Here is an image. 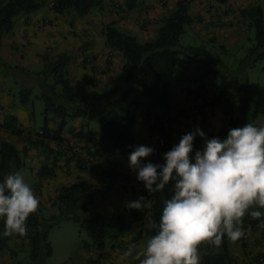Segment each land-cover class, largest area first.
<instances>
[{"label":"trees","instance_id":"1","mask_svg":"<svg viewBox=\"0 0 264 264\" xmlns=\"http://www.w3.org/2000/svg\"><path fill=\"white\" fill-rule=\"evenodd\" d=\"M212 1L222 5L229 2V0H208V3ZM142 2L143 0H123L124 7L120 8L128 13L133 12L140 7ZM46 4L45 0H0V46L3 37L14 30L20 16L36 13ZM102 7L103 0H53L51 9L56 14L63 16L70 14L75 19H81L95 10H101ZM189 9L186 1H179L174 11L161 20L156 37L148 41H140L136 36L122 31L115 25V22L104 26L102 34L105 37L107 48L120 53L125 60L123 79L128 85L124 88L117 87L109 93L96 97L97 101L104 103L105 109L108 107L106 104L110 105L108 110L99 111L90 108V97L73 86L68 77L67 68L71 62L69 55L60 54L56 58H47L44 70L35 74L43 79L42 84L45 91L40 99L46 104L45 125L42 132L37 135L61 144L64 141L62 133L70 120L84 118L93 121L98 117L100 131L84 132L88 140L86 146L88 156L93 161L107 159L112 154L129 156L136 146L141 145L134 128L135 111L143 107L144 124L148 137L159 135L158 150L163 155L177 145L174 143L177 130L183 120L190 118L185 109L176 112L177 109L173 107L170 97L172 83H195L204 87L207 80L212 81V95L209 100L204 99L199 114L207 122L209 114L204 110L215 109L218 106L225 108V114L229 116V120L227 125L217 133L221 139L227 138L229 128L243 127L248 123V116L252 109L253 121L258 116L264 115V85L231 77L222 68V60L211 49L205 46H185L181 43L186 27L195 21L190 16ZM239 14L255 33L253 39L249 38L253 45L241 62V66L242 68L255 67L259 61L264 59V10L261 5H256L239 11ZM181 56L184 57L187 66L179 71ZM187 92L193 95L195 90L187 89ZM232 93L236 94L238 102V112L235 118L230 102ZM29 96L30 91H23V101ZM50 117L61 120L58 129H49ZM32 144L37 146L36 142ZM194 150H203V144L197 137L194 141ZM27 152L28 149L24 148L22 153L26 155ZM22 153L12 143L4 142L0 145V182H3L4 177L9 173L21 170L24 166ZM149 160L153 162L151 157ZM55 166L56 161H53L52 167L47 164L43 165L39 170V175H51ZM79 166H82L81 162ZM124 172L121 163H110L100 172V178L103 182L110 183L107 186V189H110L111 183L118 181ZM129 172L134 173L131 169ZM135 179L144 191L145 201L151 202V207H142L143 212L150 215L151 224L153 222L158 224L162 212V201L173 194L172 184L166 186L163 192L148 193L143 183L137 180V176ZM88 188L89 185L86 182L64 187L58 199L64 203L77 204L84 196L88 197L89 203H85L82 208L85 214L80 216L70 213L67 218L79 224L81 230L85 231L92 240L93 248L102 253L107 248L108 239L118 240L130 235L132 224L122 214L90 211L89 204H94V199L90 193L86 195ZM257 210L262 211V209ZM59 222L60 219L57 216L48 219L44 217V207L41 202L38 212L28 219L26 234H28L31 258L34 261L41 259L44 254L51 255L48 234ZM244 223L250 226L252 232H259L264 241V229L258 227L259 220L246 215ZM0 232H3V220H0ZM154 234L155 229L151 225L145 229L144 233L140 232L132 241L125 243L124 250L135 245L132 249V256L128 259L135 257V248L144 236L149 239ZM10 239L11 237L0 236V250L8 247ZM235 244L228 242L226 238L219 248L206 242L207 252L198 254V264H236L230 255V249ZM86 247H89L88 244Z\"/></svg>","mask_w":264,"mask_h":264},{"label":"crops","instance_id":"2","mask_svg":"<svg viewBox=\"0 0 264 264\" xmlns=\"http://www.w3.org/2000/svg\"><path fill=\"white\" fill-rule=\"evenodd\" d=\"M117 1L120 2L121 7H124L123 0ZM179 1L182 0H167V4L163 8L159 6L161 0H143L137 10L128 13L125 10L115 12L112 0H103L101 10H95L85 18L76 19L73 25L66 23L63 15L54 13L51 9L52 2L48 1L46 6L38 12L20 16L14 30L3 37L0 46V68L2 70L0 71V82L2 88L5 87L4 83L9 75L25 83L31 82L33 77L35 82L31 83L40 90V95L35 98L40 99L45 89L42 84L43 79L35 74L44 70L47 58H56L60 54H67L71 57V62L67 68L68 77L79 92L83 91L90 98L102 96L117 87H127L128 85L123 79L125 60L120 53L107 48L105 37L102 34L104 26L110 22H115L119 29L136 36L140 41L152 40L157 35L161 20L174 11ZM184 1L190 7V16L194 19L198 17L199 20L198 22L195 20L189 29L197 35L204 34L205 37L208 34L211 37L215 34L219 43L233 46L236 41L248 39L244 29L245 21H243L239 11L256 5H261L264 10V0H229L225 5L216 1L208 3V0ZM249 1L255 4L249 6L247 4ZM209 4L214 6L213 10L208 8ZM47 20L54 21L53 29L46 27L44 22ZM236 37L238 39L235 41ZM50 44H52V53L47 50ZM209 83L210 80H207L204 87L195 83H172L170 85V97L173 107L178 109L174 105L173 97L179 95L183 102L181 108L189 114L190 118L182 121V127L190 132L200 128L206 137L211 139L218 137L217 133L228 123L229 116L224 114L225 108L218 106L215 109H208L207 122L201 117L196 119L193 116V108H191L192 104L204 103V98L209 100L212 95V88ZM187 89L195 90L194 98L191 100H189L191 97L187 100L189 97ZM11 95V92L0 90V145L9 142L20 151L24 148L28 149L26 159L31 162L33 174L39 181L45 183L46 195L44 197H39V193L34 191L44 208H52L57 204L56 195L59 196L62 188L71 187L79 182H86L98 212L124 215L132 224V232L144 221L146 227L149 228L152 225L149 214L137 215L139 211L126 207L128 202L135 201L141 196L144 197V191L135 179L136 174L129 172L130 167L124 168L123 176L115 183H111L110 189H107L110 183L103 182L100 178V172L106 167L100 161H93L87 154L88 140L84 136L87 125L86 119L70 120L62 133L64 141L57 144L53 140L43 139L36 135L38 132H42L44 126L39 128L38 132L29 128L25 129L15 114L14 110H17L18 107L13 102ZM31 101L30 94L29 98L24 101L21 100V105H30ZM232 106L231 109L235 118L238 112V102H233ZM135 115L134 130L139 143L154 148V154L163 157L158 150L159 135L148 137L144 124L143 107L136 110ZM30 118L33 122L35 121L34 114ZM254 122L264 125V115L258 116ZM197 138L204 144L200 136ZM32 142H36L37 146H34ZM174 143L177 144L176 139H174ZM195 152L194 150L192 153L193 163L195 162ZM53 161H56L53 173L49 176H40V168L45 164L52 167ZM79 162H81V167ZM155 163L162 164L163 161L156 159ZM39 192L42 195V191L39 190ZM140 229L141 227H139ZM244 231L245 236L231 247L230 255L236 264H255L254 261H259L258 259L264 264V241L260 233L252 232L250 226L245 223ZM205 244L199 247L202 248L200 254L207 252ZM10 245H19V243L12 240L11 237L8 247ZM8 247L1 251H6ZM106 251H109L110 255L113 256L114 260L111 259V263L121 264L118 248L110 245L104 252ZM6 256L1 257L0 255V264L4 262ZM123 264L133 263L124 261Z\"/></svg>","mask_w":264,"mask_h":264},{"label":"clouds","instance_id":"3","mask_svg":"<svg viewBox=\"0 0 264 264\" xmlns=\"http://www.w3.org/2000/svg\"><path fill=\"white\" fill-rule=\"evenodd\" d=\"M200 136L203 150L195 152ZM155 149L136 146L128 156L129 167L148 193L163 192L169 184L173 194L162 201L155 234L137 253L139 264H198V249L206 242L219 248L235 244L244 236V218L259 220L264 229V125L250 120L243 127L229 128L226 139L207 138L196 128L163 154L164 163L149 160ZM148 161V162H144ZM40 201L21 171L0 182L2 237L23 236L27 221L38 212ZM130 209L151 207L143 196L126 204ZM130 246L119 260L132 256Z\"/></svg>","mask_w":264,"mask_h":264},{"label":"rangeland","instance_id":"4","mask_svg":"<svg viewBox=\"0 0 264 264\" xmlns=\"http://www.w3.org/2000/svg\"><path fill=\"white\" fill-rule=\"evenodd\" d=\"M46 2L53 0H45ZM113 3V10L115 9V12H121L122 9L121 4L117 0H112ZM167 4V0H161L159 6L165 8ZM249 6H252L255 3H252L249 1L247 3ZM208 8L210 10L214 9V6L212 4H209ZM66 23H70L73 25L74 21L76 20L72 15L67 14L63 16ZM237 19V18H234ZM195 20L198 22V17H195ZM238 23V22H236ZM47 28L53 29L55 26L54 21L47 20L44 22ZM244 29L246 31V34L248 36V39L246 41L241 40L236 41L238 38H235L236 44L228 45L226 43H219L218 37L214 34L212 37L208 34L207 37L202 35H197L193 30L189 29V26L186 27V34L183 35L181 39V43L185 46H205L208 49H211L213 53L218 56L222 62H223V69L234 78H238L240 80H248L251 83H257L260 85H264V59L259 61L255 67H248V68H242L241 62L246 58V56L249 53V49L253 45V43L249 40V38H254V31H252L248 27V23L244 22ZM48 52L52 53V44H50L47 47ZM187 66L186 61L183 56L180 57L178 69L179 71H182V69ZM0 71L1 68H0ZM105 73V72H104ZM33 80V77H32ZM31 82H35L34 80ZM4 81V80H3ZM25 83L21 80H16L15 77L12 75H9L5 81V87L2 88V84L0 82V90L3 89L4 91L11 92V96L13 97V102L18 107L15 111V114H17L19 121L23 124L25 129L29 128L30 130H34L36 132L39 131V128L43 127L45 125V109L46 104L42 99H36L35 97L37 95H40V90L36 85L33 83ZM210 86H212V81L210 80ZM80 88V87H79ZM30 91L31 94V104L27 106H22L21 100H22V93L23 91ZM82 91V89H81ZM207 92V91H206ZM83 93V91H82ZM191 97V98H190ZM236 94L232 93L230 102H236ZM190 98V99H189ZM193 95H189L187 100L193 99ZM206 99V98H204ZM174 105L178 108L176 110L180 111L183 108H181V104L183 103L180 100V96H174L173 97ZM188 102V101H187ZM90 108L92 107L95 110H104L106 107L103 102L97 101L96 97L90 98L89 101ZM105 110H108L109 106ZM203 106L202 104H192L191 108H193V116H195L196 119H198L200 116V111ZM20 109V110H19ZM207 114H209L208 109L204 110ZM252 111L251 110L248 120H252ZM175 112V113H176ZM173 113V115H175ZM34 114L35 115V121L33 122L30 116ZM225 114V112H224ZM61 122L60 119H54L53 117H50L49 120V128L52 130H56L59 127V123ZM86 131H92V132H99L101 129L100 122L98 117L95 118L93 121L86 120ZM190 131H186V128H183L182 125L177 130V133L175 135V139L177 141V144L180 141V138L188 133ZM39 133V132H38ZM37 135V134H36ZM23 150H21V153ZM27 155H24L22 153V159L24 166L21 168L22 174L25 177V180L29 185L33 188V190L39 193V197H44L46 195L45 193V183L43 181H39L37 177L33 174V169L31 166V162L27 161ZM152 161L155 163L156 159L158 161L162 160V157L157 155H152ZM102 165L104 167H108L110 163H121L123 165V168L129 167V161L128 156L120 155V154H112L107 159L100 160ZM42 191V195L40 194L39 190ZM88 193H91L87 191L86 195ZM56 205L52 208H44V217L47 219L52 216H57L58 219H60V222L58 225H56L48 234V243L51 247V255H43L41 259L38 261H34L31 258V250L29 247V239L28 234H25L23 236H12V240L19 243V245H10L6 251L0 250V255L5 256L4 264H113L111 263V259L114 260L112 255H110L109 251L106 252H99L92 246V240L88 236V234L81 230L79 224H77L75 221L67 218V216L71 214H78L80 216H83L85 213L83 212V206L85 203H89L88 197L84 196L82 200H80L77 204H72L69 201L68 203H64L58 199V195H56ZM73 205V206H72ZM89 210L90 211H97V208L95 207V203L89 204ZM136 211H139V214H144L143 209H136ZM64 214V215H62ZM144 220V219H142ZM139 227L141 229L139 230ZM146 222H142L141 225L138 226L137 229H134L133 232H131L130 235L120 238L118 240H107V247L110 245H113V247H116L120 250L119 255L124 251V244L132 241L133 238H135L140 232L145 231L147 229ZM27 233V232H26ZM110 233H114L113 231H110ZM126 239V240H125ZM148 240L147 237H143L140 244L136 246V254L143 251V246L145 245L146 241ZM88 244V248L86 245ZM133 249V248H132ZM202 248L198 249V254H200ZM135 254V255H136ZM251 262L252 258H250ZM255 260V259H254ZM259 260V263L262 264L263 262ZM126 261L133 263V264H139V261L132 258L127 259ZM255 264H257V261ZM2 263V264H3Z\"/></svg>","mask_w":264,"mask_h":264}]
</instances>
